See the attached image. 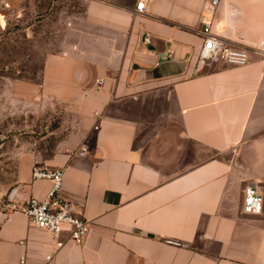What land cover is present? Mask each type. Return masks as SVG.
Wrapping results in <instances>:
<instances>
[{"label":"crops","instance_id":"1","mask_svg":"<svg viewBox=\"0 0 264 264\" xmlns=\"http://www.w3.org/2000/svg\"><path fill=\"white\" fill-rule=\"evenodd\" d=\"M82 1L40 86L68 132L0 208V264H264V211L244 212L249 184L264 197V0L216 10L222 34L252 51L241 68L197 67L211 0H148L143 14L139 0ZM38 163L63 170V195L92 223L81 245L63 235L51 262L54 237L6 209L47 197Z\"/></svg>","mask_w":264,"mask_h":264},{"label":"rangeland","instance_id":"2","mask_svg":"<svg viewBox=\"0 0 264 264\" xmlns=\"http://www.w3.org/2000/svg\"><path fill=\"white\" fill-rule=\"evenodd\" d=\"M82 0H0V208L21 171L49 158L68 132L67 113L41 100L46 59ZM38 165H40L38 163Z\"/></svg>","mask_w":264,"mask_h":264},{"label":"built area","instance_id":"3","mask_svg":"<svg viewBox=\"0 0 264 264\" xmlns=\"http://www.w3.org/2000/svg\"><path fill=\"white\" fill-rule=\"evenodd\" d=\"M222 0H211V10L201 15L199 27L194 32L202 39V45L197 57V67H210L224 64L241 68L250 64L252 51L227 39L216 26V10ZM148 0H139L135 11L143 14ZM148 45L151 44L146 40ZM264 54L262 49L258 50ZM99 83H101L99 81ZM86 149L81 153L85 155ZM33 181H48L51 189L44 200L31 198L23 207L6 205V209L19 211L29 218L30 226L50 233L55 239V252L46 257L51 262L55 255L66 245L63 235L70 242L81 245L90 235L92 223L87 220L79 206L63 195L64 173L61 169H52L43 165L32 167ZM264 197L255 184H249L245 190L244 212L248 215H262Z\"/></svg>","mask_w":264,"mask_h":264},{"label":"water","instance_id":"4","mask_svg":"<svg viewBox=\"0 0 264 264\" xmlns=\"http://www.w3.org/2000/svg\"><path fill=\"white\" fill-rule=\"evenodd\" d=\"M163 58H168V54H164V55H162V57H161V61H163Z\"/></svg>","mask_w":264,"mask_h":264}]
</instances>
